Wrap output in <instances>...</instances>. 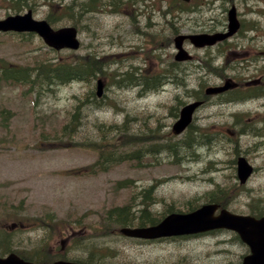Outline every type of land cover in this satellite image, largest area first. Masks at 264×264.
Wrapping results in <instances>:
<instances>
[{
  "label": "rangeland",
  "instance_id": "obj_1",
  "mask_svg": "<svg viewBox=\"0 0 264 264\" xmlns=\"http://www.w3.org/2000/svg\"><path fill=\"white\" fill-rule=\"evenodd\" d=\"M30 1L34 5L33 16L43 19L51 12L56 14L55 4L68 0ZM101 1L100 11L84 14L79 22L80 47L74 51L50 49L36 34L28 39L0 33V58L20 69L32 68L38 63L65 64L90 51L100 55L102 61L110 62L106 74H98L89 83L54 82L49 86L44 83L42 92L36 97L34 91L29 90L33 86L0 78V238H3L1 233L7 231L11 235V244L7 247L12 245L13 249L28 255H34V246L45 241L51 250L58 251L56 254L66 252L67 255L68 251V258H84L93 250L95 255H106L104 259L111 263L239 262L247 249L226 231L145 241L121 236L118 224L105 228L101 225V216L129 202L137 206L141 201L138 192L147 185H154V195H151L158 202L153 204L146 200L147 205L139 204L132 211L146 207L152 216L165 214L167 207L172 206L171 211H185L223 192H226L228 208L236 212H248L252 210L249 208L253 199L264 198V143L261 142L264 125L260 137L254 133L257 128L240 120L244 117L259 120L262 99L257 96L244 98L250 90L235 99L203 94L206 87L219 84L222 75L238 73L237 70L242 72L241 68L246 65L248 68L242 73L248 75L251 68L261 64L259 58H264V0H194L197 13L192 11L191 4L168 0L167 8H172L169 3L172 1L184 10L191 9L179 14L177 33L202 32L220 26L226 21V11L220 9H228L232 4L243 22L238 36L219 47L196 48L186 41L184 48L191 54V60L183 63L174 61L173 38L177 33L165 29L164 19L157 12L161 4L165 5L162 0H134L133 5L118 0ZM108 1L115 4L110 8ZM173 6L172 11L176 10ZM25 10L15 12L11 5L0 0V18ZM70 24L59 20L51 26L57 29ZM145 28L149 30L148 36L139 32L144 33ZM159 29L162 31L156 32ZM255 52L259 55L257 59ZM253 54L252 59L248 58ZM245 58L249 60L244 61ZM133 67H140L142 72L149 70L153 75L160 69H173L182 80L178 84L171 80L158 91L138 95V87L121 88L112 78L114 71L120 74L115 75L118 78L125 76V70L134 71ZM258 71L251 70L250 74H259ZM97 77L105 81L106 105L102 109L81 110L78 118L84 120L85 126L70 138L62 128L78 99H84L90 89H96ZM199 96L206 101L195 111L192 124L204 128L200 133L208 140L207 144L194 152L176 151L179 153L173 156L158 152L157 159L144 155L115 164L108 170L95 166L98 151L87 141L107 134L98 132V128L122 124L127 118V126L136 127L134 134L143 130L147 136L154 133L159 140L178 141L188 130L176 135L172 124L180 107ZM239 125L250 130L238 136L234 129ZM243 154L257 170L246 183L239 184L233 167L236 156ZM181 156L188 161H174ZM256 206L260 204H254ZM77 236L88 237V241H96V245L85 246L81 238L74 239ZM79 246L85 248L80 250Z\"/></svg>",
  "mask_w": 264,
  "mask_h": 264
},
{
  "label": "trees",
  "instance_id": "obj_2",
  "mask_svg": "<svg viewBox=\"0 0 264 264\" xmlns=\"http://www.w3.org/2000/svg\"><path fill=\"white\" fill-rule=\"evenodd\" d=\"M7 4L11 5L15 12L27 9H34L33 3L30 0H2ZM124 0H119L121 3ZM110 4H107L110 8L112 4H115L113 1H108ZM129 5H133V0H125ZM165 3L162 4L157 9V12L164 19L163 26L167 30H173L174 33H177L178 27L176 23L179 20L180 9L182 6L176 5L174 2L172 3V8H174L173 4L176 6V10L172 11V8H167L168 0L162 1ZM99 3V4H97ZM50 6H53L50 4ZM103 7V1L101 0H68L67 2L60 1L58 4H55L56 14L53 12L49 13L45 19L51 24H57L59 20H65L66 22H70V25L75 26L78 29L79 22L81 23L82 17L84 14L90 11H100ZM51 11V10H49ZM132 18H135L132 15ZM146 28H149V24L146 23ZM144 29V33L142 30L139 32L142 35H149V30ZM79 31V29H78ZM162 29L156 30V32H161ZM24 36V38H28L29 36L34 35L33 33H23L19 34ZM161 39V38H160ZM109 61H102L101 56L98 54H93L90 51V54H83V56H76L75 60L69 61L65 64H55L51 66H47L45 63L35 64V67H22V69L9 64L4 59L0 58V78H5L9 81H15L20 84H24L25 86H33L34 88H30L29 90L37 91V95L42 92L43 84L48 83V86L57 82V84L62 83H70L74 81H85L87 83L91 82L93 77L99 75H105V70L109 66ZM177 65V63H175ZM168 68V67H167ZM134 71L125 70V76H121L115 78L117 74L114 71L112 78L115 79L116 85L123 88L124 87H138V95H141L143 92L150 93L152 91H158V89L164 84H166L169 78L163 77L166 72L167 76L171 77L175 76L172 73L174 70L170 69V71H166V69H160L155 75L151 74L148 71L142 72V69L139 67H133ZM172 71V72H171ZM168 80V81H167ZM170 80L177 81L174 78ZM182 80V77H179V81ZM178 81V82H179ZM178 84V83H177ZM106 98V100H105ZM107 95L105 94L102 97H97L95 90L90 89L88 94L84 99H78L77 103L73 107V111L68 118L67 124L62 128L63 133L67 130V136L72 138L74 133H79L82 131L85 126L84 120L79 119L80 115H82L81 110L86 112L88 108L94 109H102L106 105ZM197 98H201L200 96ZM103 100V101H102ZM179 104H181L179 102ZM176 114V112H175ZM79 116V118H78ZM127 119V118H126ZM125 121L122 124H110L106 126L104 129L98 128L99 131L107 132L101 138H97L94 141L88 140V144H93L96 146V150L98 151V159L94 163L95 166L99 167L102 170H108L109 167L121 163L127 160L138 159L141 156H151L153 158H157L158 152H166L173 155L178 154L176 151H185L191 150L195 151L197 148L202 147L203 145L208 143L207 139H203L200 133V130L204 131L203 127H197L193 124L187 128V134H184L181 140L170 142L167 139H157L154 133H150L147 136V132H143V130L139 134H134L135 128L127 126V122ZM101 125V124H99ZM137 126V125H136ZM95 128L97 130V125L95 124ZM156 139V140H153ZM149 143V144H148ZM69 144V143H67ZM121 148V149H120ZM196 155V153H195ZM175 162L184 163L188 161V158L185 156L175 157ZM131 182V181H130ZM154 193L153 185L145 187L138 192L141 201L139 204L144 203L146 200H149L153 203V195ZM135 196H133L134 198ZM211 197H207V201H210ZM137 204V206L139 205ZM137 206H133L130 204L125 206L114 207L106 211L102 220L107 223L119 222L124 225H147L154 224L158 222L164 214L159 215H151L150 211L146 207H141L136 209V211H132L133 208ZM197 205L189 206V208L193 209ZM173 207V206H172ZM172 207H167V212H170ZM188 208V207H187ZM182 211V210H181ZM105 227H108L109 224H104ZM6 236L0 238V246H10L11 240L10 235L5 233ZM10 240V241H9ZM11 250H14L20 256L25 259L33 260V261H45L46 258L42 255H36V257H30L26 253L22 254L18 250L13 249L11 245ZM238 263V262H237ZM234 263V264H237Z\"/></svg>",
  "mask_w": 264,
  "mask_h": 264
},
{
  "label": "water",
  "instance_id": "obj_3",
  "mask_svg": "<svg viewBox=\"0 0 264 264\" xmlns=\"http://www.w3.org/2000/svg\"><path fill=\"white\" fill-rule=\"evenodd\" d=\"M228 31L215 34H190L178 35L175 37V46L178 52L175 58L178 60L189 58L190 56L182 47L183 40L189 38L195 46L213 44L233 34L239 27L234 8L229 11ZM0 30L16 31H36L43 37L45 42L54 48H77L79 41L76 37L74 27H61L52 29L45 20H35L31 11L25 14L9 15L0 19ZM227 88V84L221 87H211L207 93L221 91ZM102 89L101 81H98V91L100 95ZM200 101L188 103L180 110L179 118L173 124L176 133L183 131L192 120L195 108L200 105ZM251 167L244 158L238 161V175L243 182L251 173ZM216 205L205 204L191 213L170 214L166 216L158 225L139 228H124L122 232L131 236L153 238L163 235L194 233L216 227L235 229L241 239L248 244L250 253L244 256L240 264H264V217L255 218L249 215L232 214L223 209L218 216H213ZM0 264H41L25 261L15 253H10L5 257H0ZM46 264H79L70 261L57 260Z\"/></svg>",
  "mask_w": 264,
  "mask_h": 264
},
{
  "label": "flooded vegetation",
  "instance_id": "obj_4",
  "mask_svg": "<svg viewBox=\"0 0 264 264\" xmlns=\"http://www.w3.org/2000/svg\"><path fill=\"white\" fill-rule=\"evenodd\" d=\"M224 29V28H223ZM222 28H219V29H216V30H223ZM234 37H236V34L231 37L230 39H234ZM256 53V56L254 57V54L252 55V57H254L255 59L259 58V55L257 52ZM247 56V55H245ZM248 57H250V55H248ZM238 59V57L236 58ZM259 60H261V64H259V74H250L251 70H258L256 69L258 66H254V68H251L250 72L248 73V75H245L243 74L242 72H244L246 70V68H248V66L246 65L245 67H242V72L241 71H236L238 73H234V74H229L225 77H220L219 78V81L220 82H223V81H229L231 84H230V88L225 91L224 93H231V95L234 97V98H238L240 96V92L243 90L242 88V85L244 84V88H246L247 86H251L252 88H250L251 92H253L251 95H254V96H259V97H256L258 99H262V109H261V117L259 120H251L250 118H242L240 120L242 121H246V123H250L252 124L255 128H257L258 131L254 132L256 133L257 136H262V128L261 126L264 125V58H259ZM244 61H247V59L245 58ZM245 63V62H244ZM221 84V83H220ZM223 94V93H221ZM227 95V94H226ZM242 112V111H241ZM242 114V113H240ZM245 124V123H244ZM248 129L250 130L249 127L245 126V125H239L236 127V129H234L235 133L240 136L243 134V132H245V130ZM227 132H230V129H227ZM261 142L264 143V139L261 140ZM246 153V152H244ZM248 154V152H247ZM235 163V162H234ZM253 169H254V172L257 170L256 166L253 165ZM233 170H234V173H235V166L233 167ZM261 206H264V203H263V200H261ZM262 212L261 214H264V208H261L260 209ZM130 238V237H128ZM68 239H70L68 237ZM119 264H125V263H119Z\"/></svg>",
  "mask_w": 264,
  "mask_h": 264
}]
</instances>
